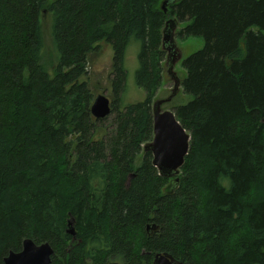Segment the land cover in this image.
Masks as SVG:
<instances>
[{"label": "trees", "instance_id": "obj_1", "mask_svg": "<svg viewBox=\"0 0 264 264\" xmlns=\"http://www.w3.org/2000/svg\"><path fill=\"white\" fill-rule=\"evenodd\" d=\"M158 2L0 0V264L25 238L48 241L52 264H153L158 252L186 264H264V0L170 5L186 23L178 36L204 39L182 61L192 98L174 112L191 142L172 190L144 149L165 56ZM102 42L114 49L115 99L96 119L83 77ZM134 42L147 96L121 107Z\"/></svg>", "mask_w": 264, "mask_h": 264}, {"label": "water", "instance_id": "obj_2", "mask_svg": "<svg viewBox=\"0 0 264 264\" xmlns=\"http://www.w3.org/2000/svg\"><path fill=\"white\" fill-rule=\"evenodd\" d=\"M178 0H162L161 8L166 13L168 7ZM179 21L169 18L162 29V49L169 52V72L179 61L181 54L176 43V31ZM182 86L181 78H175L172 94L167 98L153 102V139L144 145L146 151L152 153V164L157 168L159 175L172 178L171 186L179 182V174L185 158L190 150L191 133L182 125L176 113L170 109H163L164 102H170ZM91 113L96 119H104L112 113V101L105 94H98L91 103ZM173 189V188H172ZM170 189V190H172ZM153 231L158 229L156 224L148 225ZM68 232L76 236L75 227L69 221ZM54 249L48 241L37 243L32 238H25L19 251H9L4 257V264H52ZM109 264H123L112 261ZM153 264H186L175 259L170 253L158 252L154 256Z\"/></svg>", "mask_w": 264, "mask_h": 264}, {"label": "rangeland", "instance_id": "obj_3", "mask_svg": "<svg viewBox=\"0 0 264 264\" xmlns=\"http://www.w3.org/2000/svg\"><path fill=\"white\" fill-rule=\"evenodd\" d=\"M161 2L159 0L158 5H154L155 8L161 9ZM171 8L168 7V11L165 14V21L169 18H174L175 16L170 12ZM164 21V24H165ZM53 22V14L51 11H45L41 15V23L43 26V34L45 39V47L43 50V60L47 62L49 67L54 66L57 62V51L55 49L54 43L52 41L51 36V24ZM186 25L185 22H179L177 31H176V43L179 49V53L181 57L179 61L175 63L174 70L177 73L178 77L181 80L184 79L186 76V70L182 66V61L184 58L189 56L190 54L196 52L197 50L201 49L204 45V39L201 36H189L187 38H180L178 36L179 30ZM100 47L97 50L92 51L88 54L87 58V72L83 77L87 82L88 85L94 94V96L98 94H105L107 97L110 98L111 101H114V93L112 89V62H113V55L114 49L111 43L102 42L99 43ZM138 52H139V43L134 42L131 43L126 50V57H125V68L127 70V80L125 90L122 94L121 98V107L126 105L144 101L146 99L147 93L145 88L139 86L136 81V71L139 66L138 60ZM165 59L164 56L161 65L164 66L163 73H162V82L159 84L157 91L155 92L154 99H161L165 98L168 95H171L173 82L169 79V76L166 73V66H165ZM167 65V64H166ZM168 67V66H167ZM151 88L153 83L150 84ZM192 98L191 95L186 94L183 90V87H180L178 93L173 97L170 102H164L162 104L163 109H170L174 111V107L180 104L187 103ZM109 122V121H108ZM108 125V123H105ZM142 154L139 155L138 161H141ZM170 179L168 180L169 185H167L166 190H170Z\"/></svg>", "mask_w": 264, "mask_h": 264}, {"label": "flooded vegetation", "instance_id": "obj_4", "mask_svg": "<svg viewBox=\"0 0 264 264\" xmlns=\"http://www.w3.org/2000/svg\"><path fill=\"white\" fill-rule=\"evenodd\" d=\"M171 7V6H170ZM165 52V56H166V59H165V66H166V73L167 75L169 76V79L173 82V87H172V91L174 89V85H175V78L178 77L177 73L175 72L174 68L172 70H170L169 72V65H168V59H170V56H169V52L168 51H164ZM167 64V65H166ZM168 66V67H167ZM163 69H164V66L162 67V72H161V82H162V73H163ZM171 91V93H172ZM169 96V95H168ZM167 96V97H168ZM165 97V98H167ZM156 100V99H155ZM154 100V101H155Z\"/></svg>", "mask_w": 264, "mask_h": 264}]
</instances>
